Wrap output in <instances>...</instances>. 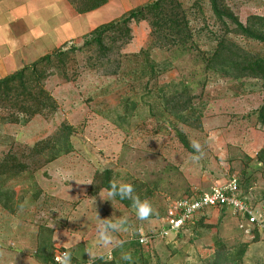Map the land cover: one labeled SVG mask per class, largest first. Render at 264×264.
I'll list each match as a JSON object with an SVG mask.
<instances>
[{
    "label": "rangeland",
    "instance_id": "374dc122",
    "mask_svg": "<svg viewBox=\"0 0 264 264\" xmlns=\"http://www.w3.org/2000/svg\"><path fill=\"white\" fill-rule=\"evenodd\" d=\"M152 1L111 0L96 24L119 20ZM179 1L196 32L193 48H156L148 24H133L134 39L121 51L129 56L114 53L96 66L86 50L79 51L78 70L68 69L72 81L61 70L48 79L55 111L33 118L19 115L16 124L9 110L0 109V164L12 153L28 166L6 180L15 197L13 213L0 207V264H53L59 249L71 251L72 264L99 259L114 264H264V236L241 230L232 210L209 209L182 236L155 238L146 246L136 240L140 228L147 234L161 228L174 200L208 191L232 175L241 179L249 200L264 203L262 81L207 70L199 51L214 50L221 25L210 0ZM226 3L243 23L252 15L264 17V0ZM67 6L76 11L68 0H0V19L13 40L21 46L31 43L34 63L54 50V39L67 42L60 48L84 45L88 31L68 40L70 27H60L72 19ZM42 21L49 30L45 38L26 33L29 22L35 28ZM228 39L264 57L263 44L234 34ZM175 95L190 101L186 111L167 100ZM49 139L61 151L52 162H47L52 149L31 152ZM193 140L202 147L198 161L192 159L199 155ZM106 170L112 171V183L132 184L134 194L152 205L148 219H137L130 199L108 201L106 190L90 193L95 174ZM120 218L127 221L124 230L112 234L120 243L106 249L98 243L97 224ZM110 252L113 259L107 260ZM123 253L132 260L121 259Z\"/></svg>",
    "mask_w": 264,
    "mask_h": 264
},
{
    "label": "trees",
    "instance_id": "16d2710c",
    "mask_svg": "<svg viewBox=\"0 0 264 264\" xmlns=\"http://www.w3.org/2000/svg\"><path fill=\"white\" fill-rule=\"evenodd\" d=\"M77 13L86 14L106 5L108 0H68ZM212 12L221 25L222 35L216 39L217 44L213 51L200 52L207 70L219 72L235 79L252 78L262 81L264 89V57L241 49L228 39L231 34L257 41L264 45V17L252 15L243 23L235 12L226 3V0H210ZM146 22L151 30L152 44L156 48L173 50L176 48L191 49L195 44L196 32L191 27L189 12L179 0H154L138 9L128 12L119 20L103 24L87 36L82 47H66L57 49L31 65L0 79V109L11 112L12 123L20 122L19 115L33 118L38 115H47L57 108V103L46 90V82L61 70L68 81V69L78 70L77 52L86 50L90 54L89 62L94 65L102 60H108L114 53L123 55L121 51L130 45L134 39L133 24ZM138 57L139 54L130 55ZM97 66V65H96ZM157 65L151 66L154 72ZM175 95L167 99L174 103L179 112L186 111L190 101H180ZM259 121L264 125V106L259 110ZM200 127V123L196 125ZM52 149L53 154L47 159L52 162L59 158L58 142L47 140L39 143L31 152L42 153ZM65 154L69 150L64 151ZM28 166L19 161L12 153L0 164V207L13 213L12 204L15 193L6 189V180L10 175L24 172ZM112 171L106 170L96 173L90 187L93 196L102 190H107L112 183ZM240 185H243L240 179ZM53 260V259H52ZM95 264H114L113 261L99 259Z\"/></svg>",
    "mask_w": 264,
    "mask_h": 264
},
{
    "label": "built area",
    "instance_id": "2783aa9c",
    "mask_svg": "<svg viewBox=\"0 0 264 264\" xmlns=\"http://www.w3.org/2000/svg\"><path fill=\"white\" fill-rule=\"evenodd\" d=\"M209 209L232 210L233 214L239 217L241 230L250 235L254 234V237L256 234L259 237L264 236V203L249 200L241 188L240 178L232 175L225 183L215 185L209 191L174 200L167 216L162 220L161 228L150 234L140 228L136 240L141 246H146L155 238L165 239L171 234L182 236L185 229ZM65 251L59 249L54 254L53 264H58L57 257ZM106 258L112 260L113 254L108 253Z\"/></svg>",
    "mask_w": 264,
    "mask_h": 264
},
{
    "label": "crops",
    "instance_id": "0c3cea01",
    "mask_svg": "<svg viewBox=\"0 0 264 264\" xmlns=\"http://www.w3.org/2000/svg\"><path fill=\"white\" fill-rule=\"evenodd\" d=\"M111 4V0H108L107 4L102 6L101 8L94 10L92 12L86 13V14H79L73 9L71 10L68 6L67 9L70 14L72 15L71 21L69 20V17L65 19L64 24L60 27H70L71 31H67L66 37H70L68 40H76L78 38L83 37L86 35V31L89 33L93 31L95 28L103 25H97L96 22L99 21V18L101 16V12L105 9H107ZM132 11V10H131ZM130 12V11H129ZM128 13V12H127ZM126 13V14H127ZM125 14V15H126ZM124 15V16H125ZM57 16L62 17L61 14H57ZM0 79H3L16 71L24 68L25 66L32 64V45L31 43L25 42L22 44V46L17 43L15 40L12 39V36L10 34L11 29L7 31V27L4 24V20L0 19ZM12 17L8 19V23L12 24ZM85 24H87V27H85ZM141 24V23H140ZM46 26L47 23L42 21L41 23H36V27L32 28L31 23L29 22L26 25L25 31L26 33H32V31L37 34L40 38H45L47 34L49 33V30L46 28H43V26ZM61 28H56L55 30L59 31ZM65 40L59 38L54 39L52 41V48H54L53 51L60 49L65 43H67ZM52 51V52H53ZM51 53V52H50ZM47 55V54H46ZM45 56V55H44ZM212 188V187H211ZM210 188V189H211ZM209 189V190H210ZM208 190V191H209ZM206 192V191H204ZM4 254V251H2Z\"/></svg>",
    "mask_w": 264,
    "mask_h": 264
},
{
    "label": "clouds",
    "instance_id": "9594fccd",
    "mask_svg": "<svg viewBox=\"0 0 264 264\" xmlns=\"http://www.w3.org/2000/svg\"><path fill=\"white\" fill-rule=\"evenodd\" d=\"M191 147L199 155H193V161H198L202 155V147L198 141L193 140L191 142ZM106 197L108 201L119 197L121 200L130 199L132 201V207L135 209V215L139 220H146L150 215L154 213L152 205L147 200H141L138 196L134 194V189L130 183H111L109 188L106 190ZM125 218H120L116 221L110 219L101 220L97 224V236L98 243L105 247L106 249L111 247H116L119 245V241H115L113 237L114 232L124 230V225L126 224ZM88 254L91 256L93 253L89 250ZM121 259L125 261H131L132 256L130 253H123ZM58 264H72V253L71 251L63 252L59 257H57Z\"/></svg>",
    "mask_w": 264,
    "mask_h": 264
}]
</instances>
